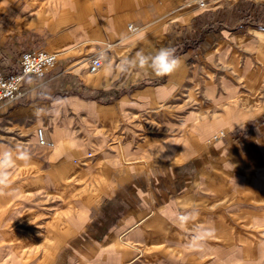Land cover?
<instances>
[{"label":"crops","instance_id":"1","mask_svg":"<svg viewBox=\"0 0 264 264\" xmlns=\"http://www.w3.org/2000/svg\"><path fill=\"white\" fill-rule=\"evenodd\" d=\"M190 2L0 0L2 72L57 56L0 109V264L264 260V0ZM202 33L170 77L131 63Z\"/></svg>","mask_w":264,"mask_h":264},{"label":"built area","instance_id":"2","mask_svg":"<svg viewBox=\"0 0 264 264\" xmlns=\"http://www.w3.org/2000/svg\"><path fill=\"white\" fill-rule=\"evenodd\" d=\"M225 0H191L190 3L195 4L200 10L207 11L212 4L219 3ZM129 30L133 33L137 28L133 24L128 25ZM106 50H101L90 63L89 70L91 73H96L103 65V59ZM57 56L46 50L39 49L34 51H26L19 58V70L13 74H5L0 70V109L2 106L18 105L24 92L22 90L23 83L27 77L43 78L46 74L55 67ZM37 144L40 146H51L47 142L45 131L39 128L36 131ZM226 136V132L221 131L214 135L210 144H216L222 141Z\"/></svg>","mask_w":264,"mask_h":264},{"label":"clouds","instance_id":"3","mask_svg":"<svg viewBox=\"0 0 264 264\" xmlns=\"http://www.w3.org/2000/svg\"><path fill=\"white\" fill-rule=\"evenodd\" d=\"M131 63L140 69L149 70L156 77H170L182 67V60L176 55V49L172 47H162L151 55L138 53L137 58ZM6 183V177L0 176V186H5Z\"/></svg>","mask_w":264,"mask_h":264},{"label":"trees","instance_id":"4","mask_svg":"<svg viewBox=\"0 0 264 264\" xmlns=\"http://www.w3.org/2000/svg\"><path fill=\"white\" fill-rule=\"evenodd\" d=\"M260 11L261 13L259 15H257V18L253 19L250 18V14H248L247 12H244V14H242V17H238L241 18V22H243V20H245L244 22L246 24H263L264 23V7H260ZM214 27H209L207 29H205L203 32H209V31H213ZM203 34L199 35V37L197 39H193L190 41H185L182 42L180 44H178L177 46H175L174 48L176 49V55L178 56L180 53L187 51L190 48H198L199 45L201 44L202 40H203Z\"/></svg>","mask_w":264,"mask_h":264},{"label":"rangeland","instance_id":"5","mask_svg":"<svg viewBox=\"0 0 264 264\" xmlns=\"http://www.w3.org/2000/svg\"><path fill=\"white\" fill-rule=\"evenodd\" d=\"M221 4H223V3H221ZM230 20L231 21H235V20H237V17H236V15H234V17H233V15H231V18H230ZM199 36H197L196 38L194 37V38H192V39H185L183 42H185L186 40L187 41H190V40H193V39H197ZM177 46V45H176ZM107 49V48H106ZM194 49H196V48H194ZM186 52V51H185ZM182 53H184V52H182ZM181 54V53H180ZM20 58V57H19ZM221 131H224V130H221ZM221 131H218L217 133H219V132H221ZM224 132H226V131H224ZM217 133H215V134H213V135H210V137L207 139V144L210 142V140H211V138L214 136V135H216ZM228 133L226 132V135H227ZM225 139H226V136L222 139V141L221 142H219V143H216V144H214V145H217V144H221L223 141H225ZM40 146V145H39ZM74 244H71L70 245V249L73 247V246H77L78 244L76 243V242H73ZM263 251H264V245H263V249H262ZM220 262V261H219ZM140 263V261H137V263L136 264H139ZM259 263H261V264H264V260H261V261H259ZM73 264H77V261H75V263H73ZM141 264V263H140ZM230 264H241L240 263V261H238V260H233V259H231L230 260Z\"/></svg>","mask_w":264,"mask_h":264}]
</instances>
